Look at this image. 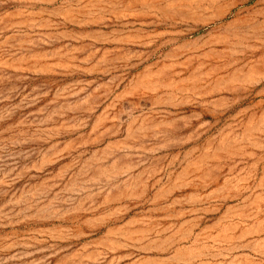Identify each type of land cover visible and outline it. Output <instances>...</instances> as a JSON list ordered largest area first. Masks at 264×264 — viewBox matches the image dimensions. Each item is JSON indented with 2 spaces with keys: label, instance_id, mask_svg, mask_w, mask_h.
<instances>
[{
  "label": "rangeland",
  "instance_id": "rangeland-1",
  "mask_svg": "<svg viewBox=\"0 0 264 264\" xmlns=\"http://www.w3.org/2000/svg\"><path fill=\"white\" fill-rule=\"evenodd\" d=\"M0 264H264V0H0Z\"/></svg>",
  "mask_w": 264,
  "mask_h": 264
}]
</instances>
